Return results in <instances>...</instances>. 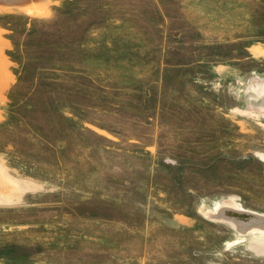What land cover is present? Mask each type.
<instances>
[{"label": "rangeland", "instance_id": "1", "mask_svg": "<svg viewBox=\"0 0 264 264\" xmlns=\"http://www.w3.org/2000/svg\"><path fill=\"white\" fill-rule=\"evenodd\" d=\"M0 53V264H264V0L0 4Z\"/></svg>", "mask_w": 264, "mask_h": 264}, {"label": "bare ground", "instance_id": "2", "mask_svg": "<svg viewBox=\"0 0 264 264\" xmlns=\"http://www.w3.org/2000/svg\"><path fill=\"white\" fill-rule=\"evenodd\" d=\"M37 1L41 2L43 0H37ZM21 3H23V0H0V4H3V5H20ZM237 221H239L240 224H243V225L245 223L249 224V223H252V222H259V224H260V221L258 219H254V218H251V219H238ZM262 223H263V221H262ZM256 225H258V224H256Z\"/></svg>", "mask_w": 264, "mask_h": 264}, {"label": "water", "instance_id": "3", "mask_svg": "<svg viewBox=\"0 0 264 264\" xmlns=\"http://www.w3.org/2000/svg\"><path fill=\"white\" fill-rule=\"evenodd\" d=\"M224 215L220 218H225V219H232L233 221L236 222V220L238 219H251L254 218L256 216L252 215V214H238V213H234L229 209H224Z\"/></svg>", "mask_w": 264, "mask_h": 264}, {"label": "crops", "instance_id": "4", "mask_svg": "<svg viewBox=\"0 0 264 264\" xmlns=\"http://www.w3.org/2000/svg\"><path fill=\"white\" fill-rule=\"evenodd\" d=\"M0 55H1V53H0ZM0 62H2V61H0ZM1 82H2V80H1V78H0V87L2 86V83H1Z\"/></svg>", "mask_w": 264, "mask_h": 264}]
</instances>
